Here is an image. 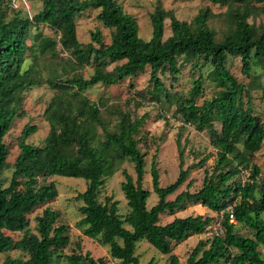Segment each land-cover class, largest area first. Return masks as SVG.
<instances>
[{"label": "trees", "instance_id": "trees-1", "mask_svg": "<svg viewBox=\"0 0 264 264\" xmlns=\"http://www.w3.org/2000/svg\"><path fill=\"white\" fill-rule=\"evenodd\" d=\"M204 1L226 8L220 39L209 25L215 14L208 6L200 9L191 22L179 20L161 6L155 7L149 15L151 36L144 40L134 17L116 0H41V9L30 17L27 11L22 15L23 8L8 13L7 0H0V254L5 255L0 264H52L55 257H62L67 264H105L103 258L93 259L88 251L62 253L69 244L68 226L57 224L60 213L49 206L58 193L55 183L49 180L54 176L87 182L85 191L76 196L82 201L77 207L80 219L76 226L83 236L108 246L110 257L121 264H140L135 250L141 241L167 256L169 264H264L258 252V246L264 245V181L252 162L264 144V120L253 113L248 87L226 65L229 57H238L243 75L249 76L255 62L264 72V22L256 25L248 21L259 14L264 18V0ZM89 10H99L98 20L110 30L108 44L102 41L99 30L91 33L89 43L78 41L76 17ZM167 20L170 35L164 38ZM39 24L47 25L57 38L38 34L29 45L30 28ZM57 45L68 59H60L57 69H50L51 76L43 78L36 66H24L28 52L35 48L41 55L58 57ZM178 58L185 63L202 58L199 75L188 96L180 98L177 111L196 130L208 133L216 163L211 174H204L199 190L189 191L190 180L186 189L176 194L187 180L190 167L182 169L180 165L176 180L162 187L155 152L149 170L152 189L143 188L145 154L138 148L136 135L144 117L122 113L108 126L103 113L106 105L91 101L84 91L98 84L118 85L149 68L150 101L158 102L161 97L170 100L172 96L159 75L168 72L174 82L180 74ZM66 67L72 74L63 77ZM86 67H92L88 78L76 73ZM206 67L208 80L218 90L198 106L201 70ZM44 84L54 92L44 110L48 133L42 146H34L28 139L36 133V125L27 123L22 127L11 178L4 187L1 172L9 154L4 138L15 119L25 116L21 111L25 92ZM124 160L133 165L135 179L122 170L121 190L129 209L122 218L117 201L106 197L100 202L98 196L105 178ZM152 193L157 202L148 208ZM187 203L200 204L221 215L222 232L199 241L182 263L172 253V244L206 233L213 221L212 217L196 215L160 224L161 214L173 215ZM41 206L45 207L31 228L27 216ZM228 207L232 208L235 223L229 220ZM236 225L247 227L254 237L239 235L234 230ZM12 251L26 258L8 255Z\"/></svg>", "mask_w": 264, "mask_h": 264}, {"label": "rangeland", "instance_id": "rangeland-1", "mask_svg": "<svg viewBox=\"0 0 264 264\" xmlns=\"http://www.w3.org/2000/svg\"><path fill=\"white\" fill-rule=\"evenodd\" d=\"M123 10L134 17L139 26V36L144 40H148L151 36V26L149 21L150 13L157 6L163 7L167 11H172L176 18L181 21L191 22L193 17L200 9L208 6L215 14L214 18L209 21V25L215 31V37L220 39L225 29V20L223 13L226 8L218 5H212L204 0H116ZM30 8L31 16L35 15L41 9V0H26ZM7 4L10 9H21L22 15H27L24 6L21 2H16L17 8ZM99 10H89L76 17V34L78 41L82 44L90 42V35L95 30H99L102 35V41L106 44L110 42V30L105 28L98 20L97 15ZM11 14V13H10ZM250 23L258 25L264 22L262 14L250 16ZM50 36L57 38L47 25L39 24L31 26L30 33L27 37V43L30 45L36 41V36ZM170 35L169 21L165 22L164 38ZM58 57H53L51 54H40L37 48L33 52H28L25 62V67L34 65L41 72L43 78L51 76V68H56V64L60 59H68V55L62 52L59 45L56 47ZM34 53V54H33ZM180 65V74L176 76L175 81L171 80L168 72L161 73L160 79L167 87L171 94V99L166 100L161 97L160 101H150L149 91L151 85L148 82L149 68L144 72L137 74L131 79H125L115 86H102L100 84L88 88L84 91V95L91 101H100L106 105L103 110L104 121L108 126H112L117 118L122 113L129 114L131 117H144V121L136 135L138 140V148L145 154V175L143 177V188L150 190L151 178L149 175L151 157L156 152L159 170V182L162 187L173 183L179 173L180 165L182 169L190 167L189 175L184 184L176 192L179 193L186 189V185L191 180L192 185L190 192L199 190L203 183L205 173L211 174L216 163L215 150L210 146L209 136L206 131H198L195 127L185 122L180 113L177 111V104L180 98H186L192 87L193 81L198 77L202 58H197L191 62L185 63L181 58H178ZM227 68L230 73L237 78L240 83L245 84L251 95L253 113L264 120V95L262 87L264 86V72L255 62L252 64V69L249 76L241 73V63L238 57H229L227 60ZM67 68L69 76L72 72ZM209 68L201 70L203 75L202 92L199 98L196 99V104L200 106L205 99H210L218 90V87L208 80L207 73ZM60 70L58 69V72ZM84 78H88L92 73V67H86L83 70L76 72ZM54 92L48 88L46 84L35 86L27 90L24 94L21 111L25 116L15 119L10 131L4 138L5 144L8 146V158L5 167L1 172V180L3 186L6 187L10 181L13 162L18 154L17 139L20 135L22 127L29 123L36 125L37 131L29 139L28 143L34 146H42L43 141L48 133L49 125L44 118V110L53 96ZM219 129V124H215ZM97 132L101 130L97 128ZM179 142V147L177 146ZM207 155L209 157L199 166ZM252 162L260 169V177L264 181V144L262 149L255 153ZM196 165L197 167H191ZM118 169V170H117ZM116 171L105 178V182L100 189L98 200L104 202V198L111 197L113 201L118 202V213L124 218L129 209L126 205L124 194L121 190V184L124 182L122 170H126L135 179L133 165L124 160L117 165ZM237 179H240V177ZM53 181L57 188V197L49 204L52 210L60 213V218L57 224H65L68 226L69 244L63 249V254L81 253L88 251L93 259L103 258L105 264H121L120 261L112 259L109 255V248L99 242L98 239L87 238L82 235L81 230L76 226L80 219V213L77 207L82 205V201L77 199V195L84 192L87 188V182L83 179H75L70 177L54 176L49 178ZM175 194V195H176ZM169 196L168 199H173L174 196ZM157 196L152 193L147 200V207L150 208L156 204ZM41 206L27 216L30 227L35 226V217L41 214ZM203 215L212 217L211 226L206 233L202 235H192L178 244H172V253L176 255L180 262L184 263L189 254L199 241H207L212 235L222 232L220 221L221 215L207 210L200 204L187 203L183 210L177 211L173 215L163 213L160 215V224L164 225L171 222L174 218H182L187 216ZM264 221V212L261 214ZM124 227L129 229V226L124 223ZM236 233L243 237L253 238L254 234L247 227L236 225L234 227ZM14 238L18 235L13 234ZM76 244H79L77 248ZM150 245V244H149ZM145 241L137 243L135 254L138 256L140 264H169L167 256L161 255L151 245ZM153 249H152V248ZM207 248V245L205 246ZM258 252L261 258L264 259V245L258 246ZM8 255L14 258H23L26 256L18 251H12ZM5 255L0 254V263ZM52 264H67L62 257H55Z\"/></svg>", "mask_w": 264, "mask_h": 264}, {"label": "built area", "instance_id": "built-area-1", "mask_svg": "<svg viewBox=\"0 0 264 264\" xmlns=\"http://www.w3.org/2000/svg\"><path fill=\"white\" fill-rule=\"evenodd\" d=\"M16 2H21L22 4L21 5H23L24 6V10H26L27 11V13H28V15H29V17L31 16V14H30V8H29V5H28V3L26 2V0H10V3H11V5L12 6H14L15 8H17L18 6L16 5ZM19 7H21V6H19ZM18 7V8H19ZM247 176V174H243V178H245ZM227 213H228V216H229V220H230V222H232V223H235V218H234V215H233V213H232V208L231 207H228L227 208ZM216 234H221V232L220 233H216Z\"/></svg>", "mask_w": 264, "mask_h": 264}]
</instances>
